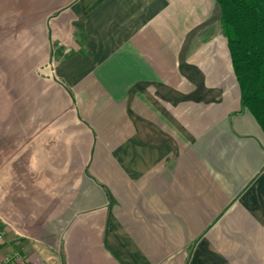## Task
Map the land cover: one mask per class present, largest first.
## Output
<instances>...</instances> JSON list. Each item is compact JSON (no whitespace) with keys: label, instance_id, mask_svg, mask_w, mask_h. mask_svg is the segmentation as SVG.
I'll list each match as a JSON object with an SVG mask.
<instances>
[{"label":"crops","instance_id":"1","mask_svg":"<svg viewBox=\"0 0 264 264\" xmlns=\"http://www.w3.org/2000/svg\"><path fill=\"white\" fill-rule=\"evenodd\" d=\"M215 0H0V264H264V131Z\"/></svg>","mask_w":264,"mask_h":264},{"label":"trees","instance_id":"2","mask_svg":"<svg viewBox=\"0 0 264 264\" xmlns=\"http://www.w3.org/2000/svg\"><path fill=\"white\" fill-rule=\"evenodd\" d=\"M240 90L247 109L264 131V0H215Z\"/></svg>","mask_w":264,"mask_h":264}]
</instances>
